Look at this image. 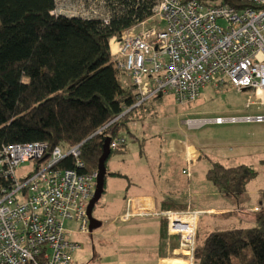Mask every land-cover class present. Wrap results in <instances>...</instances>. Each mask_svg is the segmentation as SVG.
I'll use <instances>...</instances> for the list:
<instances>
[{
    "label": "built area",
    "instance_id": "obj_1",
    "mask_svg": "<svg viewBox=\"0 0 264 264\" xmlns=\"http://www.w3.org/2000/svg\"><path fill=\"white\" fill-rule=\"evenodd\" d=\"M249 6L227 3L204 5L199 0H154L152 15L109 41L111 61L133 87V104L105 127L147 101L172 95L178 104L199 99L208 85L221 90L248 88L264 106V0H244ZM53 14L109 23L105 0H55ZM251 102L246 104L249 107ZM264 121V116L190 119L188 126L208 123ZM124 145L121 136L110 137L109 149ZM80 145L48 150L45 142L4 145L0 148V175L8 182L0 188V264H69L78 248L67 239L64 223H79L88 233L86 206L92 198L96 172L78 173L84 167ZM76 169L56 165L65 157ZM24 162L40 168L18 179ZM183 171L182 173H185ZM149 214L144 199H128L122 220ZM168 236L178 238L172 260L161 264H193L198 211H170Z\"/></svg>",
    "mask_w": 264,
    "mask_h": 264
},
{
    "label": "trees",
    "instance_id": "obj_2",
    "mask_svg": "<svg viewBox=\"0 0 264 264\" xmlns=\"http://www.w3.org/2000/svg\"><path fill=\"white\" fill-rule=\"evenodd\" d=\"M105 3L107 25L55 15V0H0V148L30 142H45L49 151L80 145L82 169H76L71 156L56 167L92 174L104 139L123 130L131 134L126 121L136 109L105 127L134 98L132 85L111 61L109 41L150 17L154 0ZM222 3L249 6L244 0ZM256 175L253 167L217 162L206 172L223 196L233 198ZM7 185L0 175V188ZM161 238L167 240L165 232ZM193 264H264V207L249 228L211 232L201 242L196 235Z\"/></svg>",
    "mask_w": 264,
    "mask_h": 264
},
{
    "label": "rangeland",
    "instance_id": "obj_3",
    "mask_svg": "<svg viewBox=\"0 0 264 264\" xmlns=\"http://www.w3.org/2000/svg\"><path fill=\"white\" fill-rule=\"evenodd\" d=\"M204 5H213L221 3L222 0H199ZM250 103L246 108V104ZM141 116L133 114L130 120L126 121L127 129L121 131V137L124 140L122 149L124 152L111 153L106 161V167L109 172H115L119 175H107L104 181V190L97 201L92 217L95 218L101 212H105L108 216L112 214V209L119 207L126 191H134L137 189L145 190L142 183L143 178L140 175L141 170L151 169L153 173L158 174V164L161 160L157 158L156 153L149 152L151 144L164 145L165 138H160L162 132L167 138L186 135L189 139L197 141L199 144L220 146L222 149L232 148L233 151H243L254 143H261L264 148V121L256 122H239L225 123L215 125L208 123L202 126L191 127L186 120L190 119H212L215 117H238V116H264V106L259 105L251 89L245 88L237 92L233 86L225 85L221 90L208 85L201 91L197 101L190 104H178L174 97L170 94L163 95L145 102L139 109ZM133 117V118H132ZM135 124V126H133ZM191 127V129H190ZM126 129V128H124ZM134 129L139 131L137 140H134L132 134ZM133 131V132H132ZM174 137V138H175ZM158 143H157V142ZM140 146L142 150H140ZM221 149V150H222ZM142 151V152H141ZM264 155L258 157H243L239 160H230L224 162L226 166H235L237 164H246L254 168L257 172L255 180H252L240 196L221 197L214 190L211 183L206 182L210 187L206 199L203 204L208 206H242V201L248 200L261 202L264 207V162L260 160ZM40 168L34 162H24L16 170V177L21 179L29 172H34ZM209 167L207 159H202L196 166H191L190 171L200 176L203 170ZM129 184V186H128ZM196 186V185H195ZM215 217L208 215H200L199 229L201 234L206 230H224L228 228L222 221H217ZM199 220V219H198ZM129 221V220H128ZM122 220V215L118 216L115 222L118 225L130 223ZM64 223V227L71 229L72 232L67 238L71 242L80 245L75 249L70 257L69 264H89L86 262L88 258H92V243L95 237L91 233H78L79 223L70 221ZM198 223V222H197ZM67 232V231H66ZM72 260V261H71Z\"/></svg>",
    "mask_w": 264,
    "mask_h": 264
},
{
    "label": "crops",
    "instance_id": "obj_4",
    "mask_svg": "<svg viewBox=\"0 0 264 264\" xmlns=\"http://www.w3.org/2000/svg\"><path fill=\"white\" fill-rule=\"evenodd\" d=\"M124 79L125 83L129 82L127 77ZM141 115L139 109L133 113L134 118ZM141 117L143 118V116ZM196 128L199 127L196 126ZM138 134L140 132L134 129V134H132L134 140H137ZM117 135L121 136V133H117ZM167 137L162 132L160 138L166 139L164 140V145L155 143L150 145V149L148 147V151L156 153L157 158L161 161L157 168L158 174L153 173L151 169L147 168L141 170L140 175L143 178L142 183L145 185V190L126 191L122 198V203L119 207L112 209L110 216L100 210V213L95 217L100 222V226L92 232L88 231L95 239L91 246L94 250L92 258H88L87 263L161 264L167 259L172 260L173 254L178 248V238L176 236H168L167 220L163 215L165 212L186 211L188 209L198 211L200 215H208L215 217L214 219L218 222L222 221V224L228 226L224 230L249 228L255 224V215L262 208L261 202L257 200L251 202L248 200L242 201V206L238 205L236 208L223 205L205 207L203 201L210 190L206 182H211L207 180L206 172L210 168L211 163L217 162L225 167H233L226 166L224 162L226 163L230 160L237 161L243 157L255 158L264 155V148H261V143H254L243 151H233L232 148L225 150L220 148V146L213 147L199 144L197 141L189 139L186 135L178 136L177 138L175 136ZM140 150H142L141 146ZM119 152L122 153L124 150L122 149ZM202 159L208 160L209 167L203 170L204 174L197 176L194 172L190 171L189 167L196 166ZM260 161L264 162V158ZM183 171L186 172L182 173ZM106 173L115 172H109L106 167ZM214 190L219 196L226 197L215 186ZM138 198H142L147 202L149 214L134 216L129 221L127 220L130 223L122 226L118 225V222H115V220L118 216H123L127 208L128 199ZM200 215L196 235L197 239L201 242L207 234L220 230L209 229L201 234L199 229ZM69 222H67L68 225L70 224ZM65 231H67L68 238L72 230L66 227ZM162 232L166 233L167 240L161 238ZM78 233H80L79 229ZM78 248H80V245H78Z\"/></svg>",
    "mask_w": 264,
    "mask_h": 264
},
{
    "label": "water",
    "instance_id": "obj_5",
    "mask_svg": "<svg viewBox=\"0 0 264 264\" xmlns=\"http://www.w3.org/2000/svg\"><path fill=\"white\" fill-rule=\"evenodd\" d=\"M110 137H106L104 139L102 145V153L98 159L97 171H96V179H95V187L92 198L88 201L86 206V216L88 220V230L92 232L100 226V222L92 217V211L100 199L103 190H104V181L106 176V161L111 153L109 149Z\"/></svg>",
    "mask_w": 264,
    "mask_h": 264
}]
</instances>
